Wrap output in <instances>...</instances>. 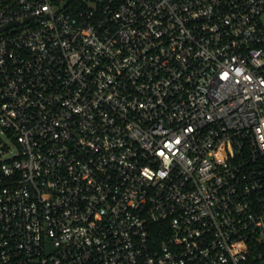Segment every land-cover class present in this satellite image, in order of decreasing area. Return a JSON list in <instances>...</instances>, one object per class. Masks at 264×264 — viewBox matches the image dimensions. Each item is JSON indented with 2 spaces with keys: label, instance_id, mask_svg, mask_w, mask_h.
Listing matches in <instances>:
<instances>
[{
  "label": "built area",
  "instance_id": "built-area-1",
  "mask_svg": "<svg viewBox=\"0 0 264 264\" xmlns=\"http://www.w3.org/2000/svg\"><path fill=\"white\" fill-rule=\"evenodd\" d=\"M0 264H264V0H0Z\"/></svg>",
  "mask_w": 264,
  "mask_h": 264
},
{
  "label": "rangeland",
  "instance_id": "rangeland-1",
  "mask_svg": "<svg viewBox=\"0 0 264 264\" xmlns=\"http://www.w3.org/2000/svg\"><path fill=\"white\" fill-rule=\"evenodd\" d=\"M18 152V143L0 124V160L13 157Z\"/></svg>",
  "mask_w": 264,
  "mask_h": 264
}]
</instances>
